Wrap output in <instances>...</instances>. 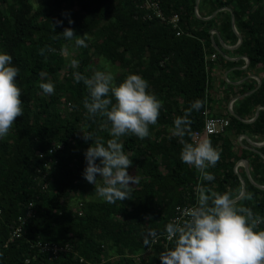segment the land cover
Returning <instances> with one entry per match:
<instances>
[{
    "label": "trees",
    "instance_id": "16d2710c",
    "mask_svg": "<svg viewBox=\"0 0 264 264\" xmlns=\"http://www.w3.org/2000/svg\"><path fill=\"white\" fill-rule=\"evenodd\" d=\"M153 1L166 18L179 15L180 35L147 0H0V52L11 55L12 66L19 69L16 83L23 102V116L0 139V264H160L159 253L173 246L165 226L176 223L177 216L182 217L179 223L186 218L178 207L190 210L196 204L197 184L234 194L242 187L234 168L246 159L252 179L264 186V145L256 150L234 141L245 132L264 141V109L252 123L230 115L224 133H204L207 118L228 117L220 112L228 99L242 95L234 111L243 120L264 106V0H204L205 5L200 0V17L197 0ZM228 7L243 37L233 52L249 58L248 70L263 72L261 86L250 95L256 81L227 83L222 91L221 79L212 81L215 65L235 67L237 76L245 73L238 68L244 59L230 61L212 43L213 29L225 31L232 44L238 41ZM215 11L213 18L205 19ZM65 28L77 36L86 33L88 46L76 48L74 41H65L59 35ZM45 45L57 50L47 53V60L39 54ZM65 45L77 50L73 58L78 68L69 67ZM213 52L218 59L206 66V55ZM102 60L118 68L113 71L116 84L129 74L140 75L148 81V91L163 102L149 138H120L133 161L128 172L139 183L130 185V199L114 204L98 197L95 186L82 176L84 152L92 144L82 139L83 132L105 141L111 137L100 127L102 118H87L82 104L87 89L73 78V72L90 77L102 70ZM41 82L53 83L54 93L44 94ZM197 99L206 103L193 111L191 132L184 139H209L220 152L215 167L207 169L213 181H201L196 169L180 160L179 138H170L174 119ZM240 174L253 195L242 203L264 217V190L249 180L245 169L240 168ZM257 230H264V224Z\"/></svg>",
    "mask_w": 264,
    "mask_h": 264
},
{
    "label": "clouds",
    "instance_id": "9594fccd",
    "mask_svg": "<svg viewBox=\"0 0 264 264\" xmlns=\"http://www.w3.org/2000/svg\"><path fill=\"white\" fill-rule=\"evenodd\" d=\"M196 10L200 17L199 10ZM59 23L62 22L57 21V24ZM71 23L73 21L69 20V24ZM52 27L55 31V26ZM59 35L65 41H74L76 48L88 46L86 40L89 37L86 33L77 36L74 29L65 28ZM238 42L239 38L231 47L238 46ZM66 49L65 45L63 50ZM56 51L51 45H45L39 49V54L47 60L46 54ZM225 54L227 55L226 52ZM244 57L248 58L242 56L241 59ZM12 60L11 55L0 52V139L5 138L17 118L23 116L22 91L16 83L19 69L12 66ZM78 66V60L69 61V67L75 69ZM39 75L42 79L47 77V73L43 71ZM255 76L258 74L250 78H256L259 83L261 76ZM73 78L77 83L83 82L87 89L88 94L82 101L87 118L93 121L97 116L102 118L100 127L106 129L111 137L105 141L93 132L82 131V139L92 141L84 152L86 167L82 176L95 186L97 196L107 203L114 204L130 199L133 189L130 185L138 184L139 178L128 172L133 161L125 153L120 138H149L150 126L157 123L163 102L148 91V81L137 74H129L122 82L116 84L114 74L105 66L104 70H96L90 77L73 72ZM39 88L46 95L55 91L51 82H41ZM237 96L240 98L242 95ZM205 103L206 100L200 99L191 102L184 114L174 119L170 138L177 137L182 144L180 160L194 167L201 181H213L215 177L207 169L215 167L220 159V152L212 146L209 139L192 142L184 139L191 132L190 117L193 111H199ZM260 107L259 113L264 109V106H258L257 109ZM234 114L236 115L235 111L231 115ZM256 119L255 114L244 122L252 123ZM237 139L239 142H236ZM255 139L256 136L249 132L234 137L236 143L245 147L249 145L253 148V144L264 143ZM252 199L253 195L243 187L233 194L219 193L203 184H197L196 204L191 207L186 218L181 223L170 222L165 226L166 237L173 242V246L159 253L160 264H264V230H257L259 225L264 224V217L254 214L250 207L242 203Z\"/></svg>",
    "mask_w": 264,
    "mask_h": 264
},
{
    "label": "built area",
    "instance_id": "2783aa9c",
    "mask_svg": "<svg viewBox=\"0 0 264 264\" xmlns=\"http://www.w3.org/2000/svg\"><path fill=\"white\" fill-rule=\"evenodd\" d=\"M147 6L151 9H153V12L160 17L162 20L166 21L167 23H170L173 25L174 28H177V34L180 35L182 33V31L180 30V17L178 14L173 15L170 18H166L165 15L162 13V10L160 9L159 6V2L158 1H153V0H147ZM197 11V10H196ZM149 18H152V14H148ZM211 35H215L214 30H211ZM218 59V54L217 52H213L210 54L206 55V63L208 66L210 64L211 61H216ZM244 61L245 64L242 65V69H247L249 67V60L248 58L244 57ZM217 76H219V78L221 79L220 84H219V88L220 91L224 90L227 86V83H231V84H237L236 82H233L232 79L229 77V73H220L217 74ZM239 84V83H238ZM239 98V96H235L232 99H228L227 103L225 104V108L221 109V113H223L224 115L228 116V117H224V116H216V117H209L207 118L206 121V126H205V130L204 133L206 135L209 134H215V135H220L221 133H224V131L226 130V127L229 125V121H230V115L232 113H234V103L235 101H237ZM242 139V138H240ZM256 143H258L257 141H254ZM55 151V149H53ZM52 150V151H53ZM40 157H43V154H41ZM47 164H45L46 166ZM49 166V165H47ZM240 168H245L244 167V163L242 161H239V164H237L234 168L235 172L238 173L240 175ZM178 212H182V215H185L189 212L188 210V206H185L184 208L178 207ZM0 213H1V208H0ZM182 217L181 216H177L174 221L176 223H179L181 221ZM20 230H18L19 232ZM95 264V263H94Z\"/></svg>",
    "mask_w": 264,
    "mask_h": 264
},
{
    "label": "water",
    "instance_id": "95a60500",
    "mask_svg": "<svg viewBox=\"0 0 264 264\" xmlns=\"http://www.w3.org/2000/svg\"><path fill=\"white\" fill-rule=\"evenodd\" d=\"M199 2H200V0H197V6H196V9H198V4H199ZM228 10H230V12L232 13V25H233V28H234V31H235V33H236V35L238 36V38H239V42H238V46L242 43V41H243V37H242V35L239 33V32H237V29H236V27H235V23H236V19H235V15H234V13H233V11H232V9L230 8V7H228L227 8ZM218 13V11H215L214 12V14L212 15V16H209V17H207V18H205V19H211V18H213V16H215L216 14ZM214 30V32H215V35H212L211 36V39H212V43H213V46L215 47V49L221 54V55H223L224 57H227L226 56V54H225V52H223L222 51V49H221V47H224V48H227V49H232L233 47H231V46H227L226 44H225V42H224V40L222 39V37H221V35H220V32H219V30L218 29H213ZM218 37H219V39H220V41L219 40H217L218 39ZM238 46H235V47H238ZM251 76H253V75H250V77ZM255 77H258V76H255ZM259 78V77H258ZM261 83H262V81H261V79L259 78V83H258V86H257V88H255L254 90H252L250 93H247L246 95H250V94H252V93H254L257 89H259V87L261 86ZM241 97V96H240ZM261 109V107L260 108H258L257 109V112H256V117H258V115H259V110ZM234 116H236L238 119H241L242 121H244L239 115H235L234 114ZM245 122H251V121H245ZM254 145V147L253 148H255L256 150H258V148H260L261 146H263L264 145V143H262V144H253ZM242 160H244L243 162H244V166H245V170H246V174H247V177L249 178V180H251V182H253V180L251 179V176H250V172H249V162H248V160H245V159H242ZM240 177H241V180H242V187L246 190V181L244 180V178H243V176L240 174ZM257 187H259L260 189H262V190H264V186H261V185H259V184H256V183H254Z\"/></svg>",
    "mask_w": 264,
    "mask_h": 264
},
{
    "label": "crops",
    "instance_id": "0c3cea01",
    "mask_svg": "<svg viewBox=\"0 0 264 264\" xmlns=\"http://www.w3.org/2000/svg\"><path fill=\"white\" fill-rule=\"evenodd\" d=\"M221 37L223 38L222 34H221ZM223 40L225 41L226 44H228V46H231L232 45V43L231 44L228 43L229 41H226L225 39H223ZM236 48L237 47H235V46H233L232 49L230 48L231 53L227 52V55H226L227 57H225V58L228 59V60H230V61H238V60H240L242 58V56H239L238 54H236V53L233 52L234 50H236ZM236 67H238V66H236ZM233 68H235V67H233ZM233 68L223 70L221 66H216L215 65V67H213V70H212V73H211V77L213 76L212 81H216L217 82V79H219V76H217V74H220L221 72L222 73H224V72L225 73H229V77L232 78L230 73L232 72ZM238 68L242 69V66L241 67H238ZM255 71L256 70H254L252 68V70L250 72L249 71L246 72V75H244L242 77L241 76H237L236 78H239V79H235V80H232V81L233 82H236L237 84L238 83L239 84H242L244 81H246V82L250 81V83H252V81H257L256 78H250V75H257L255 73ZM258 76H261V75H258ZM237 84H234L233 83V85H237ZM223 109H222V111H223ZM236 142H239V140L237 139Z\"/></svg>",
    "mask_w": 264,
    "mask_h": 264
},
{
    "label": "rangeland",
    "instance_id": "374dc122",
    "mask_svg": "<svg viewBox=\"0 0 264 264\" xmlns=\"http://www.w3.org/2000/svg\"><path fill=\"white\" fill-rule=\"evenodd\" d=\"M202 1V3H203V5H205V2H204V0H201ZM200 1V2H201ZM202 10V9H201ZM222 32V36H223V38L227 41V34L225 33V31H221ZM218 40L220 41V39H219V37H218ZM228 43H232L230 40H229V42ZM221 49H222V51L223 52H229V53H231V50L230 49H227V48H224V47H221ZM76 53H77V50L76 49H74V50H71V49H67V50H65V52L63 53L64 54V56H66L67 57V61H70L71 59H74L73 57L76 55ZM99 63H100V67L102 68V70H104L105 69V66H107V68L108 69H110L111 71H112V73H113V71H114V73H117L118 71V68L117 67H115V66H113L112 64H110V63H108V62H106L105 60H102V61H99L98 62V65H99ZM100 68V69H101ZM99 70V69H98ZM252 70V68L251 69H245V73H244V75L246 74V72L247 71H251ZM113 73V74H114ZM255 73L256 74H259L260 75V73H263V72H259V73H257L256 71H255ZM231 74V77H233V78H236L237 77V75L234 73V72H231L230 73ZM114 76H115V74H114ZM248 83H250V81H248ZM252 83H253V81H252ZM235 88H237V86H234ZM216 110H217V108H216ZM218 111V110H217ZM250 149H253V148H250ZM237 164H239V161L237 162ZM236 164V165H237ZM73 206V208L75 209V205L73 204L72 205ZM113 259H115V258H113Z\"/></svg>",
    "mask_w": 264,
    "mask_h": 264
}]
</instances>
